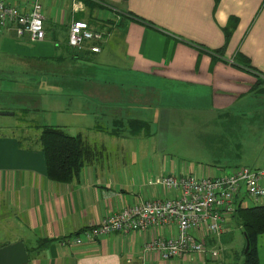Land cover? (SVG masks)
<instances>
[{"label": "crops", "instance_id": "crops-1", "mask_svg": "<svg viewBox=\"0 0 264 264\" xmlns=\"http://www.w3.org/2000/svg\"><path fill=\"white\" fill-rule=\"evenodd\" d=\"M96 1L100 7L89 8L84 0H40L43 40L18 38L13 29L0 35V78L26 73L12 67L18 63L48 76L47 82L60 88L59 103L47 108L78 119L73 132L64 128L67 122L45 124L80 135L94 150L73 181L49 180L39 141V127L45 124L28 122L27 107L0 105V245L23 240L27 264H233L228 251L234 245L245 249L247 242L236 209L225 216L220 233L202 236V253L184 258L147 257L142 251L147 231L109 233L81 245L63 242L106 214L170 197L159 183L165 175L203 177L264 167V0ZM76 19L104 33L99 52L68 44V25ZM239 58L247 59L259 75ZM83 63L86 68L80 67ZM137 86L156 93L151 116L144 109L148 98ZM4 88L2 81L0 93ZM130 92L131 100L142 104L134 117L128 111ZM63 93L69 95L67 104ZM33 109L44 110V105ZM10 115L16 116L15 125L3 123ZM170 117L187 125L206 165L179 167L163 154L152 123L161 118L170 122ZM131 120L148 128L134 133ZM22 124H28L25 136L2 127ZM235 203L236 208L264 206V198L237 195ZM255 246L257 264H264V232L256 235Z\"/></svg>", "mask_w": 264, "mask_h": 264}, {"label": "built area", "instance_id": "built-area-1", "mask_svg": "<svg viewBox=\"0 0 264 264\" xmlns=\"http://www.w3.org/2000/svg\"><path fill=\"white\" fill-rule=\"evenodd\" d=\"M5 29H13L18 38L27 36L31 42L43 40L44 12L40 0H0V35ZM103 38L104 33L85 19L72 20L68 25V44L78 50L87 48L97 53ZM159 183L171 192L170 197L138 201L106 214L63 243L81 245L109 233L147 231L149 237L142 245L147 257L168 261L202 253V236L222 231L225 216L236 209L237 195L244 192V197L255 201L264 198V167L244 166L203 177L169 174L161 177ZM172 227L175 232H164Z\"/></svg>", "mask_w": 264, "mask_h": 264}, {"label": "rangeland", "instance_id": "rangeland-1", "mask_svg": "<svg viewBox=\"0 0 264 264\" xmlns=\"http://www.w3.org/2000/svg\"><path fill=\"white\" fill-rule=\"evenodd\" d=\"M57 4L54 6L56 7ZM106 48V46H105ZM115 49H110L109 53L115 52ZM21 65V66H18ZM15 68V70L20 71V67L25 70L26 73L23 72H18L16 77L14 76H5L3 78H0V82L4 81L5 82V88L3 93H0V105L4 107H11V109L16 110L22 106L28 108V122H39L40 124H61L62 123H69L68 127L66 130H69L70 132H73L74 126H75V121L78 119V116L75 115H69V113L61 114L56 112L55 109L49 110L47 108V105H52L53 103H59L57 100V97L59 96V88L55 86L54 84H49L47 82L48 76L42 75L37 72H31L28 71L29 68L27 67L26 63H18L14 64L12 66ZM81 68H86L87 66L83 63L80 65ZM27 69V70H26ZM33 69V68H32ZM28 71V72H27ZM37 73V74H36ZM27 75L25 78L24 76ZM60 77V76H59ZM56 77H52L54 79ZM62 78V77H60ZM82 78V77H81ZM27 84V85H26ZM129 87V86H128ZM137 91L141 92V94L146 95L149 101V104H146L144 109L148 116H151V109L153 108L155 101L157 100V97L155 98L154 92L150 88H143V87H136ZM147 93H150L148 95ZM129 116L134 117L137 116L136 114L133 113L134 109L137 111L142 110V104L139 106L136 105L135 101H132L133 99V92L129 93ZM62 98L64 97L63 101L61 100L64 104L69 103V100L67 99V94L65 95L64 93L60 95ZM137 96V95H134ZM145 98V97H144ZM44 105V110L39 109V110H34V107L40 108V106ZM46 106V108H45ZM167 109H169L167 107ZM19 111V110H18ZM178 117V115H177ZM178 117V118H182ZM186 117V116H184ZM87 118H90L87 116ZM149 118V117H148ZM171 118V117H170ZM187 118V117H186ZM173 118H171L172 121ZM164 121V124H163ZM169 122L168 119L164 120L161 118L160 121L156 123H152V131L155 134V140L160 143L162 152L165 156H167L170 160H173L179 167L180 166H194L197 164H203L206 165L207 158L204 156L202 153V150L200 148V145L196 143V141L192 140L194 139L192 136V133L187 134L186 133V126L184 123H178V122ZM16 122V116H4L3 123H9L13 124ZM167 122V123H166ZM25 126L18 125V126H6L3 125V128L10 127V129L13 130V132L18 133L19 135H24L25 128L28 124H24ZM29 130L34 131L33 128H29ZM240 195H245L244 192H241ZM233 243L231 244V246ZM235 245L228 251L230 254V262H233V264H243L244 262V257H245V252L244 248L243 249H237L238 251L235 252Z\"/></svg>", "mask_w": 264, "mask_h": 264}, {"label": "trees", "instance_id": "trees-1", "mask_svg": "<svg viewBox=\"0 0 264 264\" xmlns=\"http://www.w3.org/2000/svg\"><path fill=\"white\" fill-rule=\"evenodd\" d=\"M89 8L100 7L96 0H84ZM133 18L144 23L148 21L129 13ZM90 21V19H89ZM219 52V51H218ZM242 65L259 75L258 69L252 67L249 61L239 58ZM261 79L257 77L256 84ZM39 141L46 163V177L59 183H68L76 179L83 166L92 160L94 150L80 135L68 134L64 129L54 125H41ZM129 128L132 132L147 129V124L140 120H131ZM236 212L242 220L249 248L245 252L244 264H257L255 238L264 232V206L243 208L238 206ZM28 248V247H27Z\"/></svg>", "mask_w": 264, "mask_h": 264}, {"label": "water", "instance_id": "water-1", "mask_svg": "<svg viewBox=\"0 0 264 264\" xmlns=\"http://www.w3.org/2000/svg\"><path fill=\"white\" fill-rule=\"evenodd\" d=\"M249 248L246 242L244 252ZM29 260L28 248L23 240H15L0 245V264H27Z\"/></svg>", "mask_w": 264, "mask_h": 264}]
</instances>
